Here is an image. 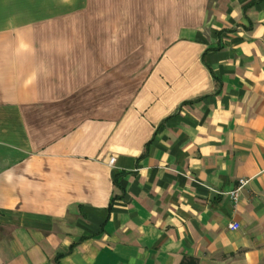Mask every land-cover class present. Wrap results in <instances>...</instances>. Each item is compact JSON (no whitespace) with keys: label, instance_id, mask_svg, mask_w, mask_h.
Wrapping results in <instances>:
<instances>
[{"label":"crops","instance_id":"crops-1","mask_svg":"<svg viewBox=\"0 0 264 264\" xmlns=\"http://www.w3.org/2000/svg\"><path fill=\"white\" fill-rule=\"evenodd\" d=\"M0 264H264V0H0Z\"/></svg>","mask_w":264,"mask_h":264},{"label":"built area","instance_id":"built-area-1","mask_svg":"<svg viewBox=\"0 0 264 264\" xmlns=\"http://www.w3.org/2000/svg\"><path fill=\"white\" fill-rule=\"evenodd\" d=\"M115 158H112L110 160V165L113 166L114 163H115ZM248 183L247 180H240L239 181V186L238 188H236L233 192H231L229 194L230 198L232 199L234 205H236L239 201V191L244 187L246 186V184ZM229 229L232 230V231H236L239 229V225L235 222H232L230 225H229Z\"/></svg>","mask_w":264,"mask_h":264},{"label":"rangeland","instance_id":"rangeland-1","mask_svg":"<svg viewBox=\"0 0 264 264\" xmlns=\"http://www.w3.org/2000/svg\"><path fill=\"white\" fill-rule=\"evenodd\" d=\"M58 12L60 11V10H57Z\"/></svg>","mask_w":264,"mask_h":264}]
</instances>
